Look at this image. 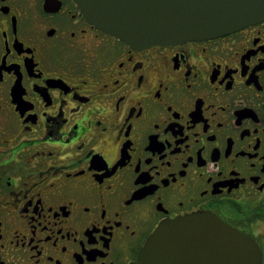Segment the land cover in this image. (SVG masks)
Here are the masks:
<instances>
[{
  "label": "flooded vegetation",
  "instance_id": "flooded-vegetation-1",
  "mask_svg": "<svg viewBox=\"0 0 264 264\" xmlns=\"http://www.w3.org/2000/svg\"><path fill=\"white\" fill-rule=\"evenodd\" d=\"M196 212L264 264V18L132 46L75 0H0V264H140Z\"/></svg>",
  "mask_w": 264,
  "mask_h": 264
},
{
  "label": "water",
  "instance_id": "water-1",
  "mask_svg": "<svg viewBox=\"0 0 264 264\" xmlns=\"http://www.w3.org/2000/svg\"><path fill=\"white\" fill-rule=\"evenodd\" d=\"M85 17L132 46L215 37L264 18V0H75ZM250 236L196 212L162 221L140 264H261Z\"/></svg>",
  "mask_w": 264,
  "mask_h": 264
}]
</instances>
